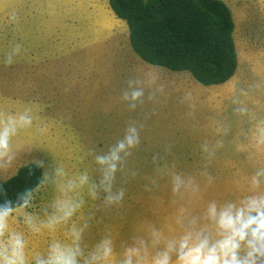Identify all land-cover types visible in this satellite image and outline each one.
Wrapping results in <instances>:
<instances>
[{
  "label": "rangeland",
  "instance_id": "rangeland-1",
  "mask_svg": "<svg viewBox=\"0 0 264 264\" xmlns=\"http://www.w3.org/2000/svg\"><path fill=\"white\" fill-rule=\"evenodd\" d=\"M223 1L239 66L228 82L205 86L187 71L142 60L115 13L101 11L103 30L86 27L93 36L65 39L62 28H50L51 12L56 21L71 5L70 19L86 23L96 1L2 0L0 10L15 13L0 15V115L15 116L0 130L20 142L8 140L7 149L22 150L3 160L38 163L45 178L7 217L6 255L20 237L26 264L47 259L55 244L78 248V264H122L144 242L150 261L159 252L150 234L160 240L163 229L164 239L178 241L204 231L219 239L212 204L219 211L264 197V0ZM133 90L143 95L133 101ZM132 129L138 142L130 147ZM121 142L125 149L111 159ZM105 241L113 250L107 260Z\"/></svg>",
  "mask_w": 264,
  "mask_h": 264
},
{
  "label": "trees",
  "instance_id": "trees-1",
  "mask_svg": "<svg viewBox=\"0 0 264 264\" xmlns=\"http://www.w3.org/2000/svg\"><path fill=\"white\" fill-rule=\"evenodd\" d=\"M115 15L127 23L130 45L145 62L189 72L205 86L228 82L239 61L235 22L223 0H109ZM38 163L20 167L0 182V207L12 210L28 203L44 183Z\"/></svg>",
  "mask_w": 264,
  "mask_h": 264
},
{
  "label": "clouds",
  "instance_id": "clouds-1",
  "mask_svg": "<svg viewBox=\"0 0 264 264\" xmlns=\"http://www.w3.org/2000/svg\"><path fill=\"white\" fill-rule=\"evenodd\" d=\"M142 95V91L133 90L131 99L138 100ZM131 131L133 135L126 137L127 146L130 147L138 142L135 129ZM8 135L7 129L0 133V150L7 149ZM124 149L125 143L121 142L113 151L111 159H119L118 152ZM101 162H105L104 159H101ZM111 170L115 171V164L111 165ZM11 211L13 210L10 206L0 207V237L4 235L6 219ZM71 214L72 209L65 213L66 216ZM208 215L220 230L219 239L213 240L211 233L204 231H189L178 241H168L164 250L157 252L150 261L146 255L147 245L141 242V247L127 250V257L122 264H264V197H250L242 207L229 205L219 211L216 205L212 204ZM153 235L156 237L154 243H159V233L154 232ZM142 248L144 255L141 252ZM78 251V248L64 249L55 244L51 247L48 258H38L35 264H78L76 259ZM112 252L110 241H105L102 245V257L107 260L112 256ZM5 253L6 249L0 245V264H26L24 241L20 237L13 238L10 255ZM173 254L176 257L175 261ZM98 259L100 256L92 257V261ZM86 264L91 262L86 261Z\"/></svg>",
  "mask_w": 264,
  "mask_h": 264
},
{
  "label": "crops",
  "instance_id": "crops-1",
  "mask_svg": "<svg viewBox=\"0 0 264 264\" xmlns=\"http://www.w3.org/2000/svg\"><path fill=\"white\" fill-rule=\"evenodd\" d=\"M24 1H26V0H24ZM42 1L45 2L47 0H42ZM95 1L97 2V5H94V7L92 8V10L90 12L87 11L88 9L85 10V12H84V19L86 20V23H80L79 21H75L74 18L70 19L71 13L76 10V8L71 5V11L69 12V14L67 15L66 12L60 10L59 11L60 14L57 16L58 19L56 21L53 20L52 14L54 15V13L51 12V14L49 15V18L51 19L49 24H51L52 26L50 28H52V31L54 33H57L58 29H55L57 26L62 28L63 31H59V34H60V36L62 38H65V39H73V38H79V37L83 38V37H85L87 35H92L93 36V34H94L93 30L87 29L86 27L90 26V27H94L95 29L100 30V31L103 30L102 21H100V18H99V16L101 17V15H100L101 11H104V12H106L108 14H114V12L112 11V9H111V7L109 5V0H91L90 4L94 3ZM1 2H2V0H0V8L3 7V4H1ZM33 6H35V5H33ZM41 6L45 7V5H41ZM82 8L84 9V6ZM34 9L36 10V7H34ZM35 10L33 12L37 13ZM4 12L5 13H3L2 10H0V15H2V13H3L4 18H8V19L12 18V15L15 13L14 11H8L7 9ZM87 13H89V15H90L89 18L86 17ZM43 14H44V12H43ZM39 16H40V14L37 13V17H39ZM57 21H61V22H57ZM76 30H77V32L83 30V32L81 33L80 36H78L76 34L77 32H75ZM17 40H19V39H17ZM68 68L72 69V70L79 71V66L78 65H69ZM41 85H39L37 87L39 88ZM3 114L0 115V125H2V123L4 121L12 120V117L15 116L14 113H10V114H8V116L3 115ZM0 131L4 132L3 130H0ZM8 133H9L8 140H11V142L20 143L19 140H18V137L15 138L16 137L15 133H12L10 131H8ZM13 145L14 144L12 143L11 148H9V149L0 150V152L3 153V154H0V182L6 181L9 178H11L12 176H14L17 173L18 169L20 167H22V166H18L17 167L15 165H11L10 166V165H8V163H6L3 160L4 158L7 157V155L11 151L19 152V150H21L19 148H14ZM15 155H13L14 159H15ZM29 163H32V162H29ZM26 164H28V163H26ZM4 169H6L7 172ZM17 209H19V208H17ZM151 235H153V234H150L149 236H151ZM163 236H164V230L162 229V231L160 233V240H159V243L157 244V247L155 246V244L153 245V248L155 250H157V249H158V251H163L164 250L168 240H167V238L164 239ZM136 246L137 245H134V248H136ZM137 247H139V246H137ZM175 258H176L175 254H173V261H175ZM133 259L135 261L136 258L134 257Z\"/></svg>",
  "mask_w": 264,
  "mask_h": 264
},
{
  "label": "bare ground",
  "instance_id": "bare-ground-1",
  "mask_svg": "<svg viewBox=\"0 0 264 264\" xmlns=\"http://www.w3.org/2000/svg\"><path fill=\"white\" fill-rule=\"evenodd\" d=\"M50 3V2H49ZM233 3V2H232ZM52 6V5H51ZM27 163V162H26ZM14 173V172H13Z\"/></svg>",
  "mask_w": 264,
  "mask_h": 264
}]
</instances>
